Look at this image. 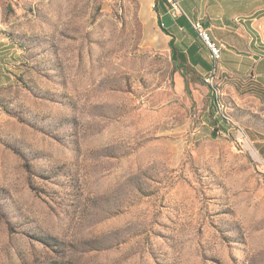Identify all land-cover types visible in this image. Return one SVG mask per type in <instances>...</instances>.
Returning <instances> with one entry per match:
<instances>
[{"label":"rangeland","instance_id":"rangeland-1","mask_svg":"<svg viewBox=\"0 0 264 264\" xmlns=\"http://www.w3.org/2000/svg\"><path fill=\"white\" fill-rule=\"evenodd\" d=\"M0 27V264H264V80L181 77L137 0Z\"/></svg>","mask_w":264,"mask_h":264},{"label":"crops","instance_id":"crops-1","mask_svg":"<svg viewBox=\"0 0 264 264\" xmlns=\"http://www.w3.org/2000/svg\"><path fill=\"white\" fill-rule=\"evenodd\" d=\"M137 2L139 16L163 34L171 57L181 67L180 76L188 77L189 82L203 80L212 68L209 50L190 22L196 19L223 44L221 75H251L264 80V0H181L183 14L178 16L169 12L165 0ZM18 58L15 43L0 27V68L16 64L11 59Z\"/></svg>","mask_w":264,"mask_h":264},{"label":"built area","instance_id":"built-area-1","mask_svg":"<svg viewBox=\"0 0 264 264\" xmlns=\"http://www.w3.org/2000/svg\"><path fill=\"white\" fill-rule=\"evenodd\" d=\"M168 5L169 12L178 16L183 14V10L180 5L181 0H165ZM192 27L197 33V36L203 41L205 46L209 50L210 59L212 62V68L208 74L205 75L204 80L209 83V79L217 77L219 71V62L221 59V49L223 44L215 40L210 32L209 27L203 23L201 19L190 20Z\"/></svg>","mask_w":264,"mask_h":264},{"label":"trees","instance_id":"trees-1","mask_svg":"<svg viewBox=\"0 0 264 264\" xmlns=\"http://www.w3.org/2000/svg\"><path fill=\"white\" fill-rule=\"evenodd\" d=\"M158 1V0H157ZM155 8L157 9V4H155Z\"/></svg>","mask_w":264,"mask_h":264},{"label":"bare ground","instance_id":"bare-ground-1","mask_svg":"<svg viewBox=\"0 0 264 264\" xmlns=\"http://www.w3.org/2000/svg\"><path fill=\"white\" fill-rule=\"evenodd\" d=\"M212 79H209V81H211Z\"/></svg>","mask_w":264,"mask_h":264}]
</instances>
